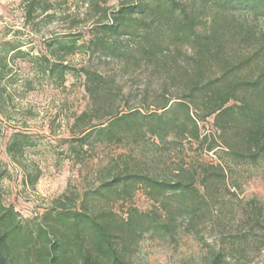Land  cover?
Wrapping results in <instances>:
<instances>
[{
    "label": "trees",
    "instance_id": "obj_1",
    "mask_svg": "<svg viewBox=\"0 0 264 264\" xmlns=\"http://www.w3.org/2000/svg\"><path fill=\"white\" fill-rule=\"evenodd\" d=\"M83 1L99 16L90 35L80 44L59 39L49 49L99 52L106 64L114 62L113 71H131L135 89L125 93L113 71L47 60L43 73L56 72L61 82L67 72L83 78L87 103L70 138L76 158L92 143L147 136L167 150L188 139L211 151L215 139L202 136L199 126L208 117L229 160L256 163L264 156V0H126L110 11L97 0ZM27 2L25 17L33 20L37 1ZM9 50L21 53L19 46ZM4 69L2 61L1 77ZM27 144V136L14 133L7 151L15 155ZM171 166V176L124 166L77 201L63 195L56 212L36 222L23 220L0 191V264H130L145 235L171 238L185 219L202 240L198 226L209 211L207 195L224 182L225 169L187 164L183 157ZM138 189L154 209L128 204L120 214L107 205L126 204ZM72 200L73 207L66 206ZM239 239L248 241L244 234ZM227 256L216 246L203 264H225Z\"/></svg>",
    "mask_w": 264,
    "mask_h": 264
},
{
    "label": "rangeland",
    "instance_id": "obj_2",
    "mask_svg": "<svg viewBox=\"0 0 264 264\" xmlns=\"http://www.w3.org/2000/svg\"><path fill=\"white\" fill-rule=\"evenodd\" d=\"M36 1L37 16L28 20L27 0H0V62H5L0 76V191L4 202L12 204L23 220L36 222L45 213L56 212L57 199L63 195L77 201L79 194L124 166L138 165L171 176V160L178 157L187 164H221L226 179L207 195L211 196L209 211L198 226L202 240L185 219L171 238L145 235L130 264H203L216 246L228 255L225 264H264V156L256 163L229 160L212 117L199 121L201 135L215 139L211 151L188 139L167 150L166 143L147 136L92 143L80 150L79 159L73 155V123L87 103L83 78L67 72L61 82L56 72L43 73V69L49 60L112 74L114 62L106 64L99 52L91 55L83 49L71 54L52 52L48 45L59 39L85 41L99 16L88 11L83 0ZM97 1L110 11L126 0ZM43 7L48 10L42 11ZM13 46H19L21 53L11 52ZM113 73L125 93L135 89L131 71L116 68ZM14 133L27 136L28 144L12 155L7 146ZM35 175L37 180L30 184ZM73 200L66 206L73 207ZM128 204L143 211L155 208L141 189L126 204L110 200L107 205L122 214ZM243 234L246 243L239 239Z\"/></svg>",
    "mask_w": 264,
    "mask_h": 264
}]
</instances>
